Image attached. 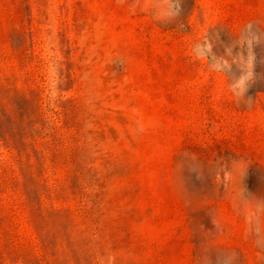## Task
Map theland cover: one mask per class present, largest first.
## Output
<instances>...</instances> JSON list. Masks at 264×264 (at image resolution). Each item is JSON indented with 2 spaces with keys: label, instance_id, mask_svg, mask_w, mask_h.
<instances>
[{
  "label": "rangeland",
  "instance_id": "obj_1",
  "mask_svg": "<svg viewBox=\"0 0 264 264\" xmlns=\"http://www.w3.org/2000/svg\"><path fill=\"white\" fill-rule=\"evenodd\" d=\"M0 264H264V0H0Z\"/></svg>",
  "mask_w": 264,
  "mask_h": 264
}]
</instances>
